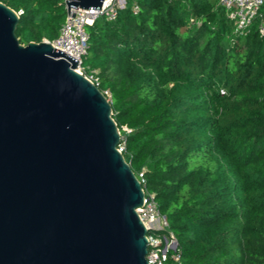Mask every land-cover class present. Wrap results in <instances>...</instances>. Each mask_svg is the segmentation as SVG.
Wrapping results in <instances>:
<instances>
[{
  "label": "trees",
  "instance_id": "1",
  "mask_svg": "<svg viewBox=\"0 0 264 264\" xmlns=\"http://www.w3.org/2000/svg\"><path fill=\"white\" fill-rule=\"evenodd\" d=\"M0 1L21 11L22 44L55 39L67 14L65 0ZM87 32L83 63L110 92L126 161L168 217L174 264H264L258 21L240 36L219 0H132Z\"/></svg>",
  "mask_w": 264,
  "mask_h": 264
},
{
  "label": "water",
  "instance_id": "2",
  "mask_svg": "<svg viewBox=\"0 0 264 264\" xmlns=\"http://www.w3.org/2000/svg\"><path fill=\"white\" fill-rule=\"evenodd\" d=\"M19 18L0 1V264H148L110 99L52 43H20Z\"/></svg>",
  "mask_w": 264,
  "mask_h": 264
},
{
  "label": "built area",
  "instance_id": "3",
  "mask_svg": "<svg viewBox=\"0 0 264 264\" xmlns=\"http://www.w3.org/2000/svg\"><path fill=\"white\" fill-rule=\"evenodd\" d=\"M127 2L128 0H122L121 2L103 0L100 9L84 10V8L72 7L69 12L67 10L59 35L53 40L44 39V41L52 43L53 46L78 61L76 70L99 87L98 71H88L83 63V57L88 49L87 26L93 24L98 17H105L110 21L115 20L119 10L125 8ZM219 2L233 22L236 35H247L257 21L258 30L260 34L264 35V0H219ZM132 10L134 13L138 12L137 3H134ZM17 13L20 14L21 11ZM124 129L128 130L127 127H124ZM124 147L125 142L121 141L118 150L123 152ZM138 178L145 193L144 202L142 206L137 208V213L147 229L146 258L148 264H174V262H179L178 240L169 229L168 217L160 210L155 194L146 188L143 173H140Z\"/></svg>",
  "mask_w": 264,
  "mask_h": 264
},
{
  "label": "rangeland",
  "instance_id": "4",
  "mask_svg": "<svg viewBox=\"0 0 264 264\" xmlns=\"http://www.w3.org/2000/svg\"><path fill=\"white\" fill-rule=\"evenodd\" d=\"M118 2H121L122 0H117ZM132 2V0H128V3H131ZM263 11H264V7H263ZM84 65L85 66H87V64L86 63H84ZM105 93V95L109 98L110 97V92L109 91H105L104 92Z\"/></svg>",
  "mask_w": 264,
  "mask_h": 264
}]
</instances>
